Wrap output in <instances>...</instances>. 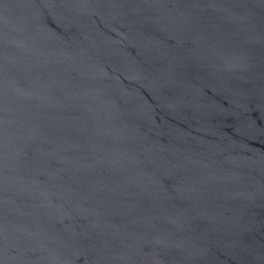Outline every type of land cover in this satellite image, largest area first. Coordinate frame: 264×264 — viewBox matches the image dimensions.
I'll return each mask as SVG.
<instances>
[{"label": "water", "instance_id": "95a60500", "mask_svg": "<svg viewBox=\"0 0 264 264\" xmlns=\"http://www.w3.org/2000/svg\"><path fill=\"white\" fill-rule=\"evenodd\" d=\"M0 264H264V0H0Z\"/></svg>", "mask_w": 264, "mask_h": 264}]
</instances>
